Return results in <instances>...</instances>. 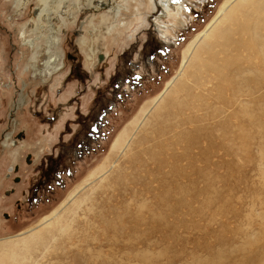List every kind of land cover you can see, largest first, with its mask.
Here are the masks:
<instances>
[{
    "label": "rangeland",
    "instance_id": "obj_1",
    "mask_svg": "<svg viewBox=\"0 0 264 264\" xmlns=\"http://www.w3.org/2000/svg\"><path fill=\"white\" fill-rule=\"evenodd\" d=\"M159 1L142 0L140 16L138 11L131 17L123 12L129 27L106 39L91 33L94 26L101 29L99 10L81 8L75 23L65 28L57 14L51 23L62 27V33H55L60 46L47 50L46 35L52 29L44 22L34 52L19 36L21 29L28 38L41 32H32L34 4L20 7V0H0V253L10 252H3L8 253L6 261L0 256L4 262L11 259L7 264H264V85L255 94V107H262L254 115L257 129L245 120L240 131L235 117L233 122L226 119V130L212 127L225 120L216 111L218 101L215 113L201 108L189 112L193 96L202 93L189 80L200 79L191 76L199 67L192 64L194 56L183 76L171 79L184 49L224 0H182L177 21L162 13ZM172 1L174 6L179 0ZM233 1L232 7L241 0ZM73 3L64 0L52 13L62 14ZM252 6L250 12L259 4ZM90 15L92 23L83 24ZM237 16L245 20L241 11ZM183 18L186 24L180 26ZM230 24L222 15L205 40H198L195 51L207 48L200 55L207 59L202 72L213 74L212 61L221 64L224 59V40L211 33ZM254 32L248 37L264 38L263 28ZM228 36L230 42L244 37L234 30ZM81 37L88 46H80ZM58 49L63 68L51 76L40 74ZM90 49L97 51L93 62L88 60ZM229 53L233 68L258 62L247 50ZM248 71L245 77H252ZM221 76V83L235 77L226 68ZM210 78L206 85L214 92L218 82ZM184 86L188 93L181 91ZM165 89L150 104L128 146L111 155L113 166L106 163L103 175L97 171L88 177L108 160L119 131ZM240 134L244 144L236 148ZM53 210L66 228H53L49 223L55 218L42 223Z\"/></svg>",
    "mask_w": 264,
    "mask_h": 264
},
{
    "label": "bare ground",
    "instance_id": "obj_2",
    "mask_svg": "<svg viewBox=\"0 0 264 264\" xmlns=\"http://www.w3.org/2000/svg\"><path fill=\"white\" fill-rule=\"evenodd\" d=\"M146 1H152V0H146ZM195 1L196 2H200V1H203V0H195ZM232 1L233 0H224V2L220 5V7H219V9L217 11V14L206 25L205 29L203 31L197 33L194 36V38L190 41V43L187 45V47L184 49V51L182 53V57H181L179 68L176 71V75H174L172 77L171 82L174 79H176L177 77H181V75L183 76V74L185 72V68L189 67V66H187V65H189V60H191V58L194 56V61H193L192 64H195V65L198 64L199 67L196 69V71L194 70L195 72L191 71V73L194 72V74L191 75V76L193 78H194V76H200V79H192V80L189 79V78L188 79L190 81H193L192 86L194 88H196V87L200 88L202 93H201V96H195V98L193 96V100H194L195 104L191 103V105L187 106L188 108H186V109L189 110V112H190L191 110L192 111L200 110V108H201V110L205 109V111L212 113V111H214L216 109V108H214L213 104H215V102L218 101V102L221 103V105H220L219 108H217L216 111L218 113L223 112L224 114H222V115H224L223 117H225V120H223V118H221L222 119V120L220 119L221 123H213V124H211L212 127L216 128V129H219V127H218V125H219V126L222 127V129L223 128L225 129L227 127L226 123L228 124L226 119L235 117L236 120H237V118L239 120L237 122V124H238L237 127L239 129L241 127H243V124H245L246 121L249 122V120H252L251 124L253 125V126H250V123H249V126L250 127H254L253 129H257L259 127V122L254 117V115H256V117H257V115L262 111V107L260 108V110L255 107V104H257V102L259 101V98H256L255 94L258 93L261 90V88L263 87V85H264V38L261 35H251L249 37H248V35H249V33H255L254 31L256 30V28H259V29L263 28L264 29V0H257V2H255L256 4L258 3L259 6L257 8H255L256 10L253 11V12H250L251 8L253 7L252 5L255 4L252 1H250V3H249L248 2L249 0H246V1H242L241 0L238 4H236V6H233V7H232ZM29 2H32L34 4V6H35V14H34V17L32 18L33 27L35 26V28L32 30V32H37V30L40 29V27L42 26V23H44V22H46V23L48 22L49 25H51L50 28L52 29V31L49 32L50 33L49 35H46V37H47L46 38V48H47V50L49 52L51 51V49H53L54 47L56 48L57 46L59 47L60 44H61L60 38H58V36L55 33H57L58 31L62 33V31H63L62 27L61 28L59 27L58 29H57V27L54 28V27H52L53 23H51V20H53L57 14L61 18V22L60 23L62 24L63 28H65L64 26L75 23L76 18H77L76 14H77L78 11L82 10L81 8L85 9L86 7H88V8H91V9L93 8L95 11L99 10L98 12L101 14L100 15V19H99L100 23L102 25V26H100L101 29H99L98 26H94L92 28V32L91 33L95 37H98L97 35L102 33L101 35L105 36V39H106V38H108V36L113 37V36L119 35L121 33V31H123L124 29L129 27L130 21H128V19H126V21H124V19H122L123 12H126V11L130 12L129 17H131V14L133 16L136 11H138L137 16L142 15V14H140L141 11H140L139 6L143 3L142 0H110V1L109 0H74V3H73L74 5H72L70 9H68V10L64 9V12L61 11L62 14H60V12L59 13L56 12L55 15H54L52 13V11H55V6L62 7L63 5L61 6V4H62V2H64V0H20L19 6L20 7H23V6L25 7V5L28 4ZM159 2L161 3V5L163 7L162 13L164 15H166L168 17H172V18L174 17V20H176V21L178 20V15L182 16L181 15V12H182L181 8L184 7V3H183L182 0H179L177 3L175 2L174 6H172V2H173L172 0H160ZM153 6H155V5L153 4ZM131 10H132V13H131ZM240 11H241L242 18L245 19L243 22L238 20L239 16H237V15L239 14ZM243 13H245V15H243ZM222 15L227 21H230V23H231L230 26L222 28L219 25V27L217 26L219 28L218 30H216L217 27L216 28L214 27L216 31L214 33H211V34H213V35L215 34V36H217V37L221 38L222 40H224V47L221 48V50H220L221 51L220 53L224 55V59L222 58L221 64H219L220 60H217V64L213 60L212 61L213 62L212 65L213 66L211 65L209 67V69H211V73H213V74H209L207 72H202V70H201V68L204 67V62L207 59L205 60V58H203V56L200 57V55H202V52H205V49H207V48L203 49L204 51L200 50V52H201L200 54H199V49L196 50V51H195V49H196V45H197L198 40L201 39L202 37L206 36L209 33V31H211L210 29L212 28V25L214 23H216L217 21H219L220 17ZM180 16H179V19H180ZM91 18H94L93 15L88 16L86 18V20L83 22V24L87 23V22H89V24H91L92 23V20H90ZM68 20H70V21H68ZM157 24H158L159 27H163V26H161V24H159V23H157ZM185 24H186V19L185 18H183V19H181L179 21V25L180 26H184ZM83 26H85V25H83ZM41 28H43V27H41ZM86 28H87V26H86ZM164 28L167 29L165 26H164ZM230 30H234L235 33L240 34V37H241V35L244 36V37L241 38L240 41H237V42L232 41L233 42L232 43L228 39V37H229L228 36V32L230 33ZM26 31H27V29H26ZM40 31H41V29H40ZM42 31L38 32V35H36V37L34 36V38H28L26 36L28 33L26 34L25 30L21 29L19 31V36L21 38H23L22 39L23 42L31 50H34V52H35V51L38 50V48H39L41 43L39 45H37L34 40L35 39L38 40L39 38H41L43 36V32ZM52 32H54L55 35H53ZM254 36H256V37L254 38ZM211 37H213V36H211ZM204 40H205V37H204ZM206 40H208V39H206ZM211 41H212V38H211L210 42ZM86 43H87L86 42V38L81 37L80 38V46L81 47L88 46V45H86ZM205 43H206V45H208L207 43H209V41L205 42ZM218 45H220V44H218ZM91 46H92V43H91ZM214 46H216V45H214ZM215 49H217V48H215ZM229 50H230V52L234 51V50L236 51V55H234V56H237L242 50H247V51H249V53L252 52V54H255L254 56H256V58L258 59V62L257 63L252 62V63H250V64H248L246 66H241V64H240V67L233 68V67L230 66L232 64V60L230 59V53L228 54ZM48 51H46V52H48ZM59 51H60V49H58L56 52L52 51L50 53V56L48 54V56H49L48 60H46L45 63H43L44 67H43V70L40 71V74L51 76L54 73H57L59 70H61V68H63L62 67L64 65V64H62L63 63V55ZM209 51L210 50H208V52ZM90 52L91 53L88 55V60H91V62H93L92 58L93 57L95 58V54L97 53V51L96 50L94 51V50L90 49ZM208 54H209V58H210L211 55H210V53H208ZM208 54H206V55H208ZM206 55H204V56H206ZM215 57L219 58V56L218 57L215 56ZM32 58H33V56H32ZM209 61L210 60H208V63H209ZM192 64L190 66H193ZM192 68L193 67H191V69ZM224 68H226L228 70H231L234 73L235 77H233V79H227V78H229V77H227V78L224 79L225 83L224 82L221 83V80L223 79L221 74H222V70ZM247 71L249 73L253 72L254 75L252 77L249 76V78L245 77V74H246ZM186 72H189V71H186ZM236 75L238 77H240V79H237ZM213 77L218 82L214 86L215 87L214 88V92L212 91V88L208 89L209 87L206 85L209 82V78H210V81H211V79ZM171 82H168L167 86ZM180 89H181V91L182 90L183 91L186 90L187 93L189 92V88L188 87H186V89H185V86H184V89H183V87H181ZM191 89H192V87H191ZM165 91H166V89L164 91H162L160 94H158L157 96H154L149 102H147V104L145 103L139 109V112L137 113V115H135L134 118L131 121H129V123H127L119 131V133L116 135V137L114 138L113 142L111 143L110 154H109V156L107 158L108 160H106L103 163H101L100 165H98L97 170H95V171H93V173L89 174L88 177L96 174L97 171L100 173V176L103 175L104 174L103 172H105L104 168L106 167V163L107 164L109 163L110 166H113V164L115 163V160L114 159L113 160H109L111 158V155H114V154H116L118 152L123 151L125 149V147L128 146V144L130 142V139L132 138L133 133L143 123L142 119L149 112V110L151 108L150 104H153V103H155V101L160 99L162 97V95L165 93ZM203 99L205 100V102L203 101ZM188 103H189V101H188ZM188 103H187V105L190 104V103L189 104ZM250 104L254 105V107H249ZM164 106H165V104H164ZM210 109H211V111H210ZM213 113H215V111ZM193 115H195V114L193 113ZM213 115H215V114H213ZM246 117H247V119H246ZM197 119L199 120V118H197ZM234 119L232 120V122L236 121ZM243 121H245V122H243ZM206 122H208V121H206ZM197 123H195V124H197ZM234 124H236V123H234ZM208 125L206 124L207 127H208ZM230 126H229V129H230ZM250 127H247V128H249V130H250ZM233 128H232V131H233ZM242 129H240V131ZM250 131H252V128H251ZM246 132H248V130ZM217 133H219V132H216L215 134H217ZM227 135H229V134H227ZM203 137H204V135H203ZM182 139H185V137L184 138L182 137ZM225 139H226V137H225ZM229 139H231V138H229ZM226 140L228 142V139H226ZM189 141L190 140H188V142ZM201 141H199V142H201ZM229 143H230V141H229ZM236 143L238 145L236 148H238V147L241 148L243 146L244 141H243V139L241 137V134L238 136V138L236 140ZM219 144H221V143H219ZM222 145H221V147L225 149V147H226L225 144L222 143ZM159 149H160V147H159ZM229 151H232V150L229 149ZM225 153H227V152H225ZM209 154H211V152ZM84 200H85V197L81 198V202H83ZM52 218L53 219L55 218L54 220H56L53 223H51V222L49 223V224H51L53 226V228H56L57 230H61V229L66 228L68 226L66 222L62 223V221L59 220V218L57 217V210H53L52 212H50V214L44 216L42 218V223H45V222H47L48 220H50ZM35 238H34V243H38V241L41 240V236H39L37 239H35ZM23 242H24V239H23ZM14 246H15V244H14ZM3 247H0V249L1 248L3 249ZM11 247H13V246H11ZM5 248H6V246H5ZM15 250H16V246H15ZM15 250L12 251L13 255L16 254L14 252H16L17 250L16 251ZM4 251L2 250V253ZM7 252L10 253L9 250ZM2 253H0V254H2ZM8 253H6V254H8ZM6 254H4V258H5ZM25 256H26V254H25ZM27 256H28V254H27ZM10 258H12V256H10ZM4 260L6 261V258ZM7 260L10 261L11 259H8V257H7ZM9 261H7V262H9ZM17 261H18V259H17ZM7 262H4L3 259L0 256V263L1 264H7ZM12 262H11V264H12ZM22 262H20V263H22ZM23 264H24V262H23ZM258 264H262V263H258Z\"/></svg>",
    "mask_w": 264,
    "mask_h": 264
},
{
    "label": "flooded vegetation",
    "instance_id": "obj_3",
    "mask_svg": "<svg viewBox=\"0 0 264 264\" xmlns=\"http://www.w3.org/2000/svg\"><path fill=\"white\" fill-rule=\"evenodd\" d=\"M76 68H77V65H76V64H73V66H72V71L74 70L75 74L78 73L77 70H76Z\"/></svg>",
    "mask_w": 264,
    "mask_h": 264
}]
</instances>
